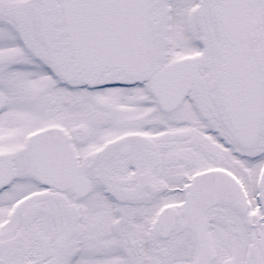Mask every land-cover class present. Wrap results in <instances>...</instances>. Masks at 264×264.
Here are the masks:
<instances>
[{"label":"snow or ice","instance_id":"6c2138e0","mask_svg":"<svg viewBox=\"0 0 264 264\" xmlns=\"http://www.w3.org/2000/svg\"><path fill=\"white\" fill-rule=\"evenodd\" d=\"M0 264H264V0H0Z\"/></svg>","mask_w":264,"mask_h":264}]
</instances>
